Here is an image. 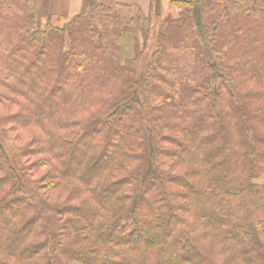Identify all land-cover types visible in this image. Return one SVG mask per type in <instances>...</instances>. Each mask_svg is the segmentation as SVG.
I'll use <instances>...</instances> for the list:
<instances>
[{
  "label": "trees",
  "instance_id": "trees-1",
  "mask_svg": "<svg viewBox=\"0 0 264 264\" xmlns=\"http://www.w3.org/2000/svg\"><path fill=\"white\" fill-rule=\"evenodd\" d=\"M169 8L0 0V264H264V0Z\"/></svg>",
  "mask_w": 264,
  "mask_h": 264
},
{
  "label": "crops",
  "instance_id": "crops-1",
  "mask_svg": "<svg viewBox=\"0 0 264 264\" xmlns=\"http://www.w3.org/2000/svg\"><path fill=\"white\" fill-rule=\"evenodd\" d=\"M89 1L91 0H36V5H37V9L39 10L40 13L43 14L44 18H47V16H49L50 14H53V17L55 15H63L64 17L69 18L72 15L78 13L84 7V5L87 4V2ZM100 1L108 3L110 0H100ZM118 1L123 3L134 4L140 7H147V5H150L149 10L152 3V0H118ZM160 2L165 7L167 8L169 7L170 0H160Z\"/></svg>",
  "mask_w": 264,
  "mask_h": 264
},
{
  "label": "rangeland",
  "instance_id": "rangeland-1",
  "mask_svg": "<svg viewBox=\"0 0 264 264\" xmlns=\"http://www.w3.org/2000/svg\"><path fill=\"white\" fill-rule=\"evenodd\" d=\"M112 0H110L108 3H111ZM150 3V1H149ZM40 4V2H39ZM161 5V4H160ZM149 6L150 5H147V7H141L145 10V12H148L149 11ZM170 11V8L168 7H165L164 5H162V13H163V16L164 15H167V13H169ZM67 17H64L63 15H55L52 19V21L56 24H59L61 26H66L67 23H68V18L66 19ZM42 19L44 21H47L45 19L47 18H43ZM157 24H158V21H157ZM157 24H156V27H157ZM149 24L146 22L145 23V26L147 27ZM139 37L140 34L138 35ZM120 45H121V59L122 60H125L126 58L128 57H131L134 55V52H135V35H133L132 33H127L126 35H124L122 37V40L119 41ZM257 182L258 183H264V174L257 179Z\"/></svg>",
  "mask_w": 264,
  "mask_h": 264
}]
</instances>
